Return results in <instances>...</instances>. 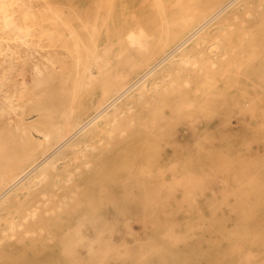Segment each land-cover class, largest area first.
I'll list each match as a JSON object with an SVG mask.
<instances>
[{
	"label": "bare ground",
	"instance_id": "bare-ground-1",
	"mask_svg": "<svg viewBox=\"0 0 264 264\" xmlns=\"http://www.w3.org/2000/svg\"><path fill=\"white\" fill-rule=\"evenodd\" d=\"M73 1L46 0L30 17L47 21L43 34L60 46L32 61L31 81L0 74V264H26L46 237V264H143L173 251L189 189L264 186L252 160L223 141L231 113L264 132V0ZM6 2L3 26L26 43L39 26L12 25ZM33 2L23 4L34 14ZM15 49L0 39L4 71ZM178 188L187 189L180 199ZM151 221L165 241L145 249Z\"/></svg>",
	"mask_w": 264,
	"mask_h": 264
},
{
	"label": "rangeland",
	"instance_id": "rangeland-1",
	"mask_svg": "<svg viewBox=\"0 0 264 264\" xmlns=\"http://www.w3.org/2000/svg\"><path fill=\"white\" fill-rule=\"evenodd\" d=\"M23 1L26 0H5L8 10L7 16L11 19L13 17L11 22L12 25L28 24L29 26H39V28L30 30L26 43H20L19 41L14 43V31L3 26V18L0 13V39L3 38L11 47L16 48V52L12 58L14 68L12 70L5 69L4 71L5 66H7V61L0 59V74L7 72L9 78L12 80L17 78L18 82L22 80V75L19 77L18 73H25L27 79L31 81L32 61L42 60V55L51 50V47L57 48V51L60 50V46H50L51 39L48 38L46 34H43V30L48 24L47 21H39L37 23L30 21V17L34 19L38 16L39 18L42 12L45 11L43 8L47 5L42 3L46 0H34L33 3L37 4L39 7L35 10L34 14L27 11ZM58 1L61 2L64 0H57V2ZM79 1L80 0H74L71 4L74 5ZM100 1L102 2L100 5L104 6L109 0ZM99 6L96 4L95 8L97 9ZM109 15L113 16V11H110ZM74 17L72 23L77 22L76 16ZM17 42L19 43L17 44ZM54 42L57 43L58 39H54ZM238 114L239 113H231L228 115L229 123L234 132L233 137H224L223 141L227 145H234L235 149L246 154L247 158L252 160L254 164V173L257 177V184L264 185V143L262 142L264 132L260 130L259 120L245 123L241 119L240 114ZM250 139L253 140L251 141ZM248 140L251 141V146L247 144ZM206 146L208 148L212 146V141L210 139L206 141ZM169 148L170 147H167V150H169ZM240 165L241 162L238 161L236 168L240 169ZM230 184L234 185L236 181L231 178ZM189 190L194 191L196 196L194 198H186L185 200L182 199L185 202L191 201V203L179 205L181 208L176 212V219L178 218L180 222L179 226L177 225L176 227L181 235L179 239L174 240V243H169V245L174 244L173 251L166 253L156 252V250L152 251L148 256H143V264H160L161 258H163L161 261L163 264H264V186L256 185L252 188H194ZM185 191H187L186 188L176 189L177 199H180V193ZM214 192L224 193V195L220 197L222 203L217 206H213L210 203L212 201L210 200L211 194ZM234 193L236 195L238 193L239 196L237 198H232L234 197L232 196ZM244 194L252 196V202L249 205L245 204L248 200L245 201V198L242 197ZM192 201H194V203ZM228 203L235 205V212L237 213L231 211L232 208ZM163 207L174 210L171 205H164ZM213 211L221 218V220L217 219V221H215V225L212 221L201 217L202 215L209 216V213H213ZM150 223L152 226L149 228V225H151ZM147 224L148 226H144L141 231L139 239L141 242L143 241L142 245L145 249L153 245L157 246L165 241L164 238L155 233L154 221L148 222ZM88 225L89 224H87L85 228H91L92 225ZM226 229H232L236 237L229 238L223 236ZM186 233H190V235L188 234L189 236L187 235V237L182 235ZM192 233L193 235H191ZM195 233H197V235H195ZM201 233H203V236ZM113 236L114 240L118 241L121 239L116 233H114ZM125 239L129 245H134V248H136L135 246H137V243L135 242V238L128 235ZM49 242H51L49 237L41 239L38 246L30 251L31 254L30 252L28 253L29 260L26 264H46L45 257L47 256V251L53 250V247L49 246ZM129 256H131V254ZM112 262L113 264H132L131 258L125 261L113 260ZM93 264H95V262H93Z\"/></svg>",
	"mask_w": 264,
	"mask_h": 264
}]
</instances>
